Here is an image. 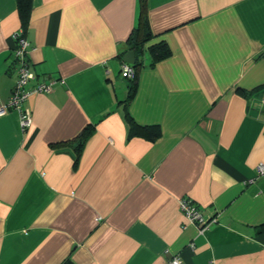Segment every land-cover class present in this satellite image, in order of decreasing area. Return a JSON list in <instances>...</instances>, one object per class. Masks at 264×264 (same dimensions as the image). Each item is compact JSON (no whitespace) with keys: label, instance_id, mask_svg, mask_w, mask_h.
<instances>
[{"label":"crops","instance_id":"0c3cea01","mask_svg":"<svg viewBox=\"0 0 264 264\" xmlns=\"http://www.w3.org/2000/svg\"><path fill=\"white\" fill-rule=\"evenodd\" d=\"M140 15L139 0H30L24 21L0 0V104L17 32L27 88L55 81L25 101L27 129L0 115V264H264V0H145L129 98ZM181 198L214 221L200 232Z\"/></svg>","mask_w":264,"mask_h":264},{"label":"built area","instance_id":"2783aa9c","mask_svg":"<svg viewBox=\"0 0 264 264\" xmlns=\"http://www.w3.org/2000/svg\"><path fill=\"white\" fill-rule=\"evenodd\" d=\"M13 59L15 68V79L7 100L0 104V115L6 114L10 110H15L19 114V125L22 130L27 129L32 123L31 111L24 107L25 101L32 94L49 92L52 89L54 80L41 82L32 88H27L30 81L35 78V74L30 69L29 62V43L22 32L14 34ZM120 74L127 80H133L136 73L132 65L122 62ZM257 172L264 175V164L257 166ZM181 213L184 215L188 223L195 224L202 232L207 228L208 224L214 220L203 217L201 211L195 203L189 198H181L178 200ZM165 264H184L178 255H172Z\"/></svg>","mask_w":264,"mask_h":264},{"label":"trees","instance_id":"16d2710c","mask_svg":"<svg viewBox=\"0 0 264 264\" xmlns=\"http://www.w3.org/2000/svg\"><path fill=\"white\" fill-rule=\"evenodd\" d=\"M18 2V8L21 16L24 18V21H26L29 9H30V0H17ZM140 6H141V15H140V22H139V27L136 28L135 35L133 39L130 42L131 48L134 52H143L144 50V43L150 39V33L142 20V13L145 5V0H139ZM149 51L152 54V57L154 58V61L160 60L161 58H164L170 54V51L167 47L166 44H159L157 46H151L149 47ZM139 64L137 61H135L134 64H132V67L135 70L136 77L133 80H128L130 82V91H129V98L132 97L133 93L135 92L136 89V83H137V78H138V66ZM130 128L131 130L136 128V125L133 124L129 120ZM62 264H72L70 260H66Z\"/></svg>","mask_w":264,"mask_h":264},{"label":"water","instance_id":"95a60500","mask_svg":"<svg viewBox=\"0 0 264 264\" xmlns=\"http://www.w3.org/2000/svg\"><path fill=\"white\" fill-rule=\"evenodd\" d=\"M124 62L130 65L135 63V52L133 50H129L125 53Z\"/></svg>","mask_w":264,"mask_h":264}]
</instances>
